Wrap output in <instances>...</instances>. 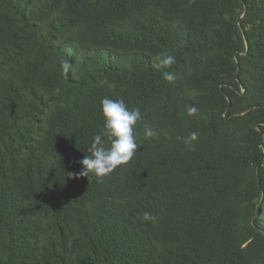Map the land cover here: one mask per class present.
<instances>
[{
	"label": "trees",
	"instance_id": "1",
	"mask_svg": "<svg viewBox=\"0 0 264 264\" xmlns=\"http://www.w3.org/2000/svg\"><path fill=\"white\" fill-rule=\"evenodd\" d=\"M0 264H264V0H0Z\"/></svg>",
	"mask_w": 264,
	"mask_h": 264
},
{
	"label": "clouds",
	"instance_id": "2",
	"mask_svg": "<svg viewBox=\"0 0 264 264\" xmlns=\"http://www.w3.org/2000/svg\"><path fill=\"white\" fill-rule=\"evenodd\" d=\"M175 63V58L171 55L160 60L159 66H171ZM71 64L64 61L63 72L67 74L71 70ZM164 79L171 81L173 75L169 72L163 73ZM102 114L104 117V129L101 134L94 136L89 147L91 155L85 156L80 163L82 170L76 174L77 177L95 176L97 179L110 175L118 166L127 164L134 156L138 145L135 140L134 126L142 120L139 108L129 110L123 100H113L104 98L101 101ZM195 108H190L189 112L194 113ZM145 135L151 137L155 135L151 128H146ZM104 137L110 141V146H104ZM197 138L196 133H192L190 140ZM155 219L145 212L143 220Z\"/></svg>",
	"mask_w": 264,
	"mask_h": 264
}]
</instances>
